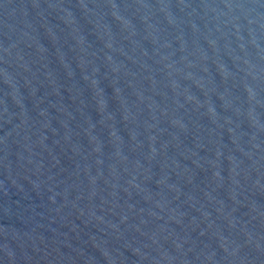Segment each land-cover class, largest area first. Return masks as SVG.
<instances>
[{"label": "water", "instance_id": "water-1", "mask_svg": "<svg viewBox=\"0 0 264 264\" xmlns=\"http://www.w3.org/2000/svg\"><path fill=\"white\" fill-rule=\"evenodd\" d=\"M0 264H264V0H0Z\"/></svg>", "mask_w": 264, "mask_h": 264}]
</instances>
